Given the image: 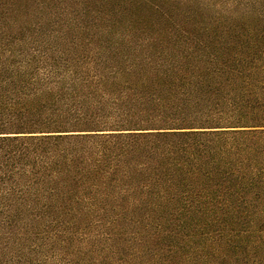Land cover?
I'll return each instance as SVG.
<instances>
[{"label": "trees", "instance_id": "trees-1", "mask_svg": "<svg viewBox=\"0 0 264 264\" xmlns=\"http://www.w3.org/2000/svg\"><path fill=\"white\" fill-rule=\"evenodd\" d=\"M179 1L0 0V264H264V0Z\"/></svg>", "mask_w": 264, "mask_h": 264}, {"label": "rangeland", "instance_id": "rangeland-1", "mask_svg": "<svg viewBox=\"0 0 264 264\" xmlns=\"http://www.w3.org/2000/svg\"><path fill=\"white\" fill-rule=\"evenodd\" d=\"M154 1L157 4L163 5L162 10L166 12L167 15L169 16H171V14L173 15L171 16V20L167 22L164 19H156L157 15L153 14L151 16H148L150 15L149 12L142 11L140 13L141 14L140 19H138V16L140 14L137 15L136 17L137 19H129V21H131L133 26H138L140 23H143L144 25H147L148 29H150L146 31L147 33L160 29L161 33L167 36L169 34H167V32L165 31L169 32L173 30L174 24L175 25L177 24L178 26L182 25L183 28L190 29L193 33H197V30H193L190 20H194L195 22L202 23L200 25H203L205 21L209 20V19H202V18H197V17L195 18V16H192V19H187L185 17V12L188 10V8H187L186 3L183 1H179V0H154ZM209 12L211 13L213 11H209ZM211 20H214V19H211ZM126 23H128V21H126ZM162 31H164V33ZM178 33L184 34V35L186 34V33H182L181 31H178ZM183 37H176L173 40H170V42L166 40V43H168L167 45L169 47H175V46L183 47V46H189V45L190 47L195 46V40L194 41L192 40L195 38H192L191 36L190 37L191 39L185 40V42H183L184 41Z\"/></svg>", "mask_w": 264, "mask_h": 264}]
</instances>
